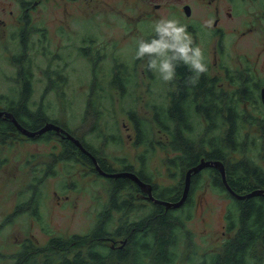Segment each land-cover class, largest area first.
<instances>
[{"label":"flooded vegetation","instance_id":"af4514ba","mask_svg":"<svg viewBox=\"0 0 264 264\" xmlns=\"http://www.w3.org/2000/svg\"><path fill=\"white\" fill-rule=\"evenodd\" d=\"M5 1L12 2L18 8L20 14L17 15V26L12 30L10 35L16 44L15 47H17L9 55L11 63L15 65V75H9L10 77L7 79L9 83L8 90L0 91V111L4 112L0 116V122H2L0 124L3 125L8 120L14 123L13 125L16 126V129L3 128L0 131L2 132L0 133L2 141H6L15 132L27 139L44 141L45 136H42L50 132L49 136H51V139L57 140L60 146V153H55V156H73L70 159L75 162V164H70L72 168L74 167L76 170L78 167L76 164L88 165L94 174L103 175L113 182V186L116 184L115 180L117 179L126 178L131 180L135 186L133 193L125 189L123 190L124 192L121 191V195L129 197L132 199L131 203L135 202V204L137 201H140L147 205L149 200L153 201L149 197V192L142 189L135 180L129 177L115 178L100 173L93 158L95 157L101 168L107 172L133 171L140 177L138 174L141 167L139 156L149 146L137 141V127L135 121L132 120L131 111L134 110L137 115H142L138 113L136 108L127 107L124 112L133 127L135 144L139 147L136 155L138 164L136 166L131 160H120L116 165H112L107 157L100 155L105 142L99 144L92 143L86 136L78 135L74 128L65 120L50 115L52 114V108H58L59 106L56 107L53 104V97L50 96L51 94H48V91L67 87L71 81L66 72L64 74L61 72L63 71V66L53 68L51 67V63L48 62L47 68H41L44 69L46 76L45 88L41 93L36 91L33 78L35 65H38V63L36 55H32L28 50L36 48L41 44L42 47L47 49L45 51L49 54V57L54 55L57 64L60 60L57 56L63 55L58 53L60 51L48 49L43 42L37 40L48 39V33L53 31L47 25H44L51 17L46 16L44 11L38 12L39 16H36L34 10L38 11L39 8H43L45 4L50 2H63L62 5L65 6V12L62 16L64 22L61 28L63 26L66 28L65 23L74 22L75 20H84L82 27L83 23H89L90 21L98 24L97 28L86 26L84 30L78 31L76 36L73 35V32H66L68 44L64 45L67 49L65 55L71 57L65 62V70L67 68L77 69L73 65L74 56H83L88 61L90 68L87 78V83H89L87 87L89 98L85 104L86 112L81 117L83 120L86 118L90 120L91 133L96 132L95 135L102 139L107 137L105 135V127H102L98 122L104 120L105 110H112L110 105L113 101L109 98L108 102L105 103L106 100L103 99L106 89L111 98L112 89L117 91L119 98L126 97L128 94L127 85L129 81L131 82L134 79L140 64L144 65L143 71L151 81L157 80L156 75L148 70L146 60H137L135 58L137 41L141 39L150 40L155 36L154 30L149 32L151 17H153L155 23L162 18L175 19L181 25L186 26L187 31L193 38L194 46L201 47L207 72L200 76L195 86H190L186 83L190 78V74L186 75L182 73L184 67L188 71L189 69L184 65H180L176 68L175 79L172 82H164L162 92H158L156 97H159V102L164 103L165 106L173 102H179L180 106L178 107V115L176 116L180 123L183 143L188 144L192 149L211 150L217 144L214 140H219L229 134L233 135V143H230L229 147L225 150V160L221 158H207L206 155H202L197 163L187 168L184 181L187 171L202 160L219 162L225 169L227 180V166L239 164L240 162H243V165H241L243 171L241 173L253 166L257 170L262 168L264 171L263 163L258 161L256 157L247 154L257 144H260L264 151V0H0V22L3 24L0 27L4 29L7 26L9 17ZM103 2H107L111 6L109 17L102 15L104 10L101 8V5H103ZM131 3L143 6V8H140L141 12L138 17L128 14L123 8V6ZM248 6H251V8H248ZM147 7L149 9H146ZM46 12H49V10H46ZM74 12H79L80 14H74ZM250 12L253 14L251 20L248 17ZM100 19H105L107 24L120 32L121 35L106 36L99 30L101 25ZM209 20L212 21V25L211 27H206L205 22ZM136 22L146 30L142 31V33L137 31ZM250 34H253L254 38L242 43ZM128 38L136 40L133 46L126 48L125 42ZM26 69H29L27 73L24 72ZM12 81L17 82V85H13ZM97 87H101L104 90L95 96V100L98 103L104 102L107 106V109L103 108L105 109L104 114L98 118L95 113L101 109L96 110L89 103L91 92L93 89H98ZM64 94L65 92H59L57 97L63 99ZM130 97H133L132 101L137 100L135 96L131 95ZM156 97L151 98L148 102L157 103ZM205 102L219 103L222 107L221 114H211L213 112L211 106H207L205 112H200V106ZM14 103L15 105H13ZM25 103H31V105H28L27 112L23 111L22 104ZM11 106L13 110L8 109ZM40 107L44 108L46 112L49 110L50 114L47 112L49 119L39 128H36L34 121L38 117L36 112ZM29 109L32 110L29 111ZM214 110H217L216 105L214 106ZM7 113L13 115L17 119L18 124ZM144 117L149 119L148 116ZM48 122L56 123L66 131L57 132L56 129H51L31 136L21 130L22 128L29 131H38ZM108 122H111V117ZM113 123L117 124L116 120ZM28 125L31 126L30 129ZM108 126L110 127V124ZM257 126H259V131L256 129ZM243 130H245L244 133ZM166 133L167 136H165V131L162 134L164 139L161 145L167 150L169 156L171 146L169 143L170 131L167 130ZM65 137L69 140L66 144L62 142V139ZM110 137H113V134H109L108 139ZM74 139L78 140L80 145ZM233 144H236L235 148ZM91 147L96 154H94ZM64 148H72L67 149L72 151L65 152ZM260 153L262 154L261 150ZM54 162H56V172L60 170V165L61 167H67L60 157L55 158ZM54 162H52L53 164L51 163L52 166L48 170L47 178L56 174L54 168H52L54 167ZM45 167L47 166L44 164L42 172H46ZM34 169L40 170L41 167L37 165ZM69 172L71 175L73 174V171ZM241 173L238 175H241ZM204 175L209 176L211 185L217 181H222L223 183L221 169L215 165H207L198 172L192 173L188 196L191 195L194 179L197 177L198 181L196 182H199ZM34 179L35 182L39 183L40 175L35 174ZM141 179L147 184L151 183L153 193V182ZM62 181L65 188L77 187V182L74 180H72L71 184L67 180ZM257 187H260L257 189H264V186ZM110 189L107 193L108 199L103 205V209L99 211V217L101 214L106 213L116 216L117 213V226L127 222L128 230H134L136 227L132 228V223L128 221L131 220L130 215L132 211L113 209L110 203ZM17 207L9 214V217L14 219L21 214H18L19 210H17ZM38 221L41 224L39 218ZM125 236L123 234L113 237V239L118 240H114L112 246L122 247L127 240Z\"/></svg>","mask_w":264,"mask_h":264},{"label":"rangeland","instance_id":"374dc122","mask_svg":"<svg viewBox=\"0 0 264 264\" xmlns=\"http://www.w3.org/2000/svg\"><path fill=\"white\" fill-rule=\"evenodd\" d=\"M62 4L63 2H50L45 4L43 8H39L38 11L34 10L36 16H39L38 12L41 13L44 11L46 16L51 17L44 25H47L53 31L48 33V39L37 40L43 42L48 49L60 51L58 53L63 55L57 56L60 59L57 64L54 55L49 57V54L45 51L47 49L42 47L41 44L36 48H30L28 50L32 55H36V61L38 63V65H35L33 78L36 91L41 93L45 88L46 76L44 69L41 68H47L48 62L51 63V67L53 68L63 66V71L61 72L63 74L66 72L68 77L71 78V81L67 87L48 91V94H51L50 96L53 97V104L59 107L52 108V114H50L49 110L47 112L53 117L57 116L65 120L74 128L78 135L86 136L92 143L99 144L105 142L100 155L107 157L112 165H116L120 160H131L137 166L136 155L139 147L135 144L134 130L124 110L127 107L136 108L142 116L153 117L152 103H149L148 100L156 97L158 92H162L164 81L159 79L151 81L143 71L144 65L140 64L134 79L131 82L129 81L127 85V98H119L115 89L111 90L112 98L107 89L104 91L103 99L106 100L105 103L108 102L109 98L113 101L110 105L112 110H105V121H98L102 127H105V135L107 137L102 139L95 135L96 132L91 133L92 127L90 120L87 118L83 120L81 117L86 112L85 104L89 98L87 90L89 83H87V78L90 68L88 61L83 56H74L73 65L77 69L67 68L65 70V62L71 57L65 55L67 49L64 45L68 44L66 32H73V35L76 36L77 32L84 30L86 26L97 28L98 24L90 21L89 23H83L82 27L84 20H75L74 22L65 23L66 28L64 26L61 28L64 22L62 16L65 12V6ZM5 5L7 6L9 17L6 28L0 27V91L8 90L9 83L7 79L15 75V65L11 63L9 55L17 47H15L16 44L10 35L12 30L17 26V15L20 14V11L12 2L5 1ZM141 7L143 8L142 5H135L133 3L123 6L128 14L135 17H138L141 12ZM101 8L104 10L102 15L109 17L111 6L107 2H103ZM248 8H251V6H248ZM146 9H149V7ZM46 10H49V12H46ZM74 14L80 13L74 12ZM248 17L251 20L253 14L250 12ZM100 20L101 25L99 30L106 36L121 35L120 32L109 26L105 19ZM149 22L150 32L154 30L155 21L153 17H151V21ZM1 25H3L2 22H0ZM121 25L123 24L121 23ZM136 26L137 31L140 33L146 30L137 22ZM253 38V34H250L242 43ZM135 40L128 38L125 42L126 48L133 46ZM11 83L17 85V82L12 81ZM59 92H65L62 97L63 99L57 97ZM131 95L135 96L137 100L132 101L133 97H130ZM155 100L159 102V97H156ZM22 106L23 111L27 112L29 106L26 103L22 104ZM110 117L111 122L109 123L108 120ZM114 120H116L117 124L113 123ZM108 124H110V127ZM256 129L259 131V126ZM109 134H113V137L108 139ZM156 136L159 140L164 139L158 131ZM2 140V136H0V262L2 264H9L10 262L17 264V254L22 249L31 250L32 248H34L35 254L38 253L42 260L48 257L59 258L61 251L58 247L50 244L52 237L59 236H64L69 239L66 246L70 250V255L78 249L84 251L83 249L86 247L90 238L76 239L72 235L75 233L93 235L96 232L101 220L99 211L103 209V205L108 199L107 193L110 187L113 186V182L109 181L103 175L94 174L88 165L76 164L78 167L75 170L70 165L75 164L73 160H63L67 165L66 168L60 165V170L56 172V162H54V167L52 168H54V172L56 173L55 176H49L43 183L30 189L32 182L35 181L34 175L39 174L41 177L44 164L48 160H52L53 157H59L55 156V153H60V146L57 140H32L16 132L11 134L10 138L6 141ZM255 146L252 145L254 149H250L247 154L256 157L264 165L263 148L260 144ZM167 157V150L160 145L151 159L150 165L157 175V180H154L156 183L171 184L177 183L178 181L177 178L171 175L168 169ZM37 165L41 167L40 170L34 169ZM69 171H73V174L71 175ZM62 180H67L69 184L74 180L77 182V187L65 188ZM36 188L43 195V205L39 208L40 214H37V217L31 216L28 213L31 212V209H28L14 219L9 217V214L19 204L23 206V201L28 199V196L25 197L27 193L34 194ZM230 195L231 193L228 189L224 190L213 187L208 175H204L199 182L193 185L190 195V202H192V207L190 208L191 216L187 219L186 225L190 230L189 232L193 233L194 239L191 242L193 249L195 248V252H192L189 248H185V251L179 254L170 264H209L208 261L210 260L211 254L219 249L222 240L225 238V212L227 204L231 201ZM37 196L39 197V194ZM22 198L24 199L20 202ZM31 202H33V199L29 200L28 203ZM136 204L141 205L142 203L137 201ZM138 211L141 213L140 209ZM183 216L185 217V215ZM116 218L118 220L117 213ZM130 219H139L138 213L132 212ZM114 240L117 241L118 239H110L109 242L112 244ZM209 252L211 253L208 255L207 260L206 253ZM3 253L5 256H3ZM228 259L230 261L231 258L228 257Z\"/></svg>","mask_w":264,"mask_h":264},{"label":"trees","instance_id":"16d2710c","mask_svg":"<svg viewBox=\"0 0 264 264\" xmlns=\"http://www.w3.org/2000/svg\"><path fill=\"white\" fill-rule=\"evenodd\" d=\"M28 70L29 69H26L24 72L27 73ZM182 73L186 75L190 74L191 77V73L186 70L185 67L182 69ZM97 88L98 89L92 90L89 103L94 109H101L95 113L98 118L104 114V110L107 109V106L104 102L98 103L95 100V96L102 93L104 90L101 87ZM26 104L31 105V103ZM13 105H15V103ZM215 105L217 107L216 111L214 110ZM179 106V102H173L167 106L160 102L152 103L153 117L149 116V119L137 115L134 110L131 111L132 120L135 121L137 127V141L148 144L149 146L148 149L143 151L139 156L141 167L138 174L141 178L153 182V193L156 198L171 201L179 200L183 195V187L185 185L184 176L187 168L197 163L202 155H206L207 158H221L225 160V150L229 147L230 143H233V135L229 134L219 140H214L217 144L211 150H195L190 148L188 144H184L183 136L180 131V123L176 116L178 115ZM207 106L212 107L213 112L211 114L213 115L221 114L222 112L220 104L215 102L202 103L200 112H205ZM8 109L13 110V107L11 106ZM31 110L32 109H29V111ZM36 113L38 117L35 119L34 125L36 128H39L49 118L47 112L42 107L38 108ZM13 124L14 123L7 120V123L3 125L0 124V131H2L3 128L16 129V126ZM28 128L30 129L31 126L28 125ZM167 130L170 131L169 143L171 144L169 156L167 157V165L171 175L177 178L178 181L177 183L161 184L154 182V180H157V175L152 169L150 162L158 147L163 143V140H159L156 136L157 131L161 135L165 131V136H167ZM50 134V132H47L42 137L45 136V140L47 141L51 140ZM62 142L66 144L69 140L65 137L62 139ZM233 146L235 148L236 144H233ZM64 149L65 152L72 151L67 150L72 148ZM92 150L94 154H96L93 148ZM59 157L64 161L73 158V156L68 155H59ZM55 158L56 157H53L52 160L50 159V161L48 160L45 163L47 166L45 167L46 172H42L39 183L35 181L32 182L30 189L40 185L47 179L46 175ZM241 165H243V162L227 166L228 183L235 191L238 193H248L257 186H264V171L262 168L257 170V168L253 166L241 173L243 171ZM240 173L241 175H238ZM147 177H149V179H147ZM196 181H198L197 177L192 184L194 185ZM115 183L116 184L110 189L111 206L118 211L128 210L133 213H138L139 219L128 220L132 223V228L136 227L134 230H128L127 222L117 226V218L113 214H101L98 228L93 235H81L79 233L72 235L76 239L90 238L86 247L83 249L84 251L78 249L70 255V250L66 246L69 239L64 236L52 237L50 239V244L58 247L61 251L59 258L48 257L42 260L38 253L35 254L34 248L31 250L22 249L16 256V263L170 264L179 254L185 251V248H189L192 252H195V248L193 249L191 242L194 239L193 233L189 232L190 230L186 225L187 219L191 216V196H188L185 202L179 207L166 208L164 204L152 200H149L147 205L143 203L138 205L135 204V202L131 203L132 199L129 197L121 195V191L125 189L133 193L135 186L131 180L120 178L115 180ZM212 185L215 188L227 189L222 181L214 182ZM38 194L39 197L37 196ZM27 196L28 199L23 201L24 198H22L20 200V202L23 201V206L20 204L18 205V214L31 209V212H28L29 215L37 217V214H40L39 208L43 205V195L41 191L36 188L34 194L27 193L25 197ZM229 197L231 201L227 204L225 212V238L222 240L219 249L211 254L210 260L208 261L209 264H264V193L255 194L246 198H237L232 194ZM32 199L33 202L28 203L29 200ZM138 209L141 210V213ZM183 215H185V217ZM40 219L42 220V218ZM123 234H125V238H127L124 245L122 247H113L109 242L110 239ZM64 252L66 253L64 254ZM210 253L211 252L206 253L207 260ZM3 256H5L4 253ZM149 257L151 259H149ZM228 257L231 258L230 261ZM0 264H2V262H0ZM9 264H15V262H10Z\"/></svg>","mask_w":264,"mask_h":264},{"label":"clouds","instance_id":"9594fccd","mask_svg":"<svg viewBox=\"0 0 264 264\" xmlns=\"http://www.w3.org/2000/svg\"><path fill=\"white\" fill-rule=\"evenodd\" d=\"M211 25V20L205 22L206 27ZM154 32L152 39L137 41L135 58L146 60L148 70L164 82H172L176 68L184 65L192 73L186 83L195 86L200 76L207 72V66L201 47L194 46L186 26L175 19L162 18L155 23Z\"/></svg>","mask_w":264,"mask_h":264},{"label":"water","instance_id":"95a60500","mask_svg":"<svg viewBox=\"0 0 264 264\" xmlns=\"http://www.w3.org/2000/svg\"><path fill=\"white\" fill-rule=\"evenodd\" d=\"M187 9H188V7H187ZM3 113H4L3 111H0V116L3 115ZM7 115L9 117H12L13 121H15L17 123V121H16L15 117H13V115H11L9 113H7ZM18 127L21 128L20 125H18ZM51 129H56L57 132H65L66 131L60 125L53 123V122L46 123L38 131H29L27 129L21 128L22 131H24L25 133H27L28 135H31V136H34L37 133H44V132L51 130ZM65 135H69V134H65ZM72 139H73V137H72ZM74 140L80 145L78 140H76V139H74ZM93 158H94V161L96 162V166H97L98 170L100 171V173L105 174V175L110 176V177H115V178H117V177H129V178L135 180L142 189L149 192V197L151 199H153V201L164 204L166 206V208L179 207L185 202V200L188 197L189 190H190L192 173L198 172L200 169H202L203 167H205L207 165H215L221 169V171L223 173V183L225 184L228 191L232 195L236 196L237 198H246V197H249V196H252L255 194H260V193L264 192V189H254L248 193H238L228 183V180H227L226 174H225V169L219 162H211L208 160H202L199 164L191 167L187 171L186 178H185L184 192H183L182 197L179 200H175V201L165 200V199L156 198L152 193V185L150 183L149 184L145 183L135 172H133V171L107 172L101 168V166L96 161L95 157H93Z\"/></svg>","mask_w":264,"mask_h":264}]
</instances>
